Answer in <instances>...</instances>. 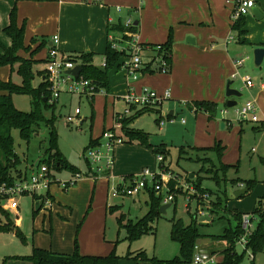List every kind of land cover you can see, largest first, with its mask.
<instances>
[{
	"label": "rangeland",
	"instance_id": "374dc122",
	"mask_svg": "<svg viewBox=\"0 0 264 264\" xmlns=\"http://www.w3.org/2000/svg\"><path fill=\"white\" fill-rule=\"evenodd\" d=\"M257 31L256 27H252L250 33ZM2 35L0 33V41L4 42L7 35L5 33L3 37ZM246 52L250 55V50L246 49ZM241 57L245 59L246 56ZM101 60L98 55L95 61L101 63ZM248 65L249 63L240 69L241 77L251 73L248 71ZM241 77L232 80L233 88L242 93L241 97L235 98L237 101L235 107L227 108L226 103L219 105L217 115L213 118L209 115L206 117L202 113L195 114L191 108L183 107V113L174 121L165 122L162 129L156 121L157 115L146 113L138 118L141 119L139 130L146 133L149 142L152 143H150L151 147L144 146L148 148L145 159H138L139 157L134 153L135 150H139L138 145L142 146L139 143L126 142L124 147L134 148L133 151L122 149L121 155L116 152L118 163L115 167L119 169L120 166L128 163L123 174L128 177L140 175L144 170L156 173L160 170L157 157L159 153H164L166 159L163 166L167 172L184 180L193 175L194 178L190 177L191 183L200 185V188L210 196L209 209L203 207L207 212L205 215L196 217L199 207L196 201H192L190 213L187 209L189 203L184 196L178 195L176 202L170 204L166 214H161L155 222H149L147 230L146 226L141 227L138 235L132 237L131 227H136L138 222L149 213L150 194L142 192L135 196L123 195V200L115 203L112 197L113 188L120 184L126 186L128 181L124 182L119 178L108 179L109 182H98L91 196L93 200L91 198L88 208L78 221H75L72 214L59 215L57 203L56 205L54 203L52 210L45 215L41 212L35 213L33 198L24 196L19 199L20 209L17 214L21 221L19 229L24 236L27 235L26 243L13 232L1 233L0 264L8 257L29 256L35 247L43 244L69 255L75 253L76 245L81 255L110 256L115 253L117 257H121L119 264L137 261L135 257L141 253L148 259L172 260L180 252L179 244L171 238L173 219H181L185 225H189L193 216L199 233L205 237H220L226 230L234 228L235 215L253 213L260 199L264 197V126L261 123L242 121L236 114L237 108L242 107L249 100L248 91L244 88ZM40 78L35 73L32 82L35 87L37 86L35 89L40 87ZM256 80L253 78L254 84ZM86 93L89 94L90 90ZM110 95L113 96L111 91ZM112 96L95 93L94 99H91L87 98L86 94L79 96L63 93L56 106H52L38 101L32 95L14 94L12 100L17 110L37 113L44 118L34 127L29 143L21 139L19 130L12 131L15 151L22 158L20 167L24 169L27 166L24 171L30 174L33 168L43 162H49L52 150L53 154L58 152L62 155L70 166L79 168L82 175L89 174L94 165L87 160L88 150L105 151L104 133L113 132L117 124L114 107L121 111L126 104L117 99L118 103L113 106L115 99ZM185 105L187 107V104ZM76 109L80 110V115L73 123H69L67 119L74 115ZM222 110H227V114H223ZM181 118L185 119V124L181 123ZM80 123L86 127L81 126ZM116 132L120 133V130ZM125 139L127 141L126 136ZM92 141H99L100 145L90 146ZM216 145H220L223 149L221 153L211 150ZM152 147L154 150H159L153 152ZM50 163L52 173L57 179L66 182L73 178L70 177L68 170L60 172L55 168L53 161ZM222 165L228 167L227 171L221 169ZM249 184L253 185L252 190L245 197L236 198V192L248 188ZM52 191L56 200H60L59 192L53 187L51 194ZM61 192L66 195L64 191ZM61 201L63 202V199ZM107 205L114 207L111 213L107 211ZM11 218L14 223L19 220L14 211H11ZM57 220L64 224L56 222ZM257 224L258 220L254 222L255 228ZM69 240L71 250L66 251ZM91 242L97 244L90 245ZM216 242L224 243L223 255L229 244L220 240ZM86 251L91 254H85ZM237 251L241 254L242 247L237 245ZM20 261L8 260L6 264H21ZM245 261L250 264L251 259L248 255ZM254 261L255 264H264V250L256 254ZM137 263L150 262L140 260Z\"/></svg>",
	"mask_w": 264,
	"mask_h": 264
},
{
	"label": "crops",
	"instance_id": "0c3cea01",
	"mask_svg": "<svg viewBox=\"0 0 264 264\" xmlns=\"http://www.w3.org/2000/svg\"><path fill=\"white\" fill-rule=\"evenodd\" d=\"M236 2L237 0H0V29L1 34L4 35L3 30L11 23V12L16 8L19 27L25 25L24 45L27 49L19 51L18 55L34 62L33 73L41 77L39 85L45 82L46 65L54 36H59L60 51L69 57L77 58L79 66L81 64L80 57L91 54L92 64L104 68L102 65L106 59L105 52L111 36L115 38L117 44L125 48L128 47L126 41L123 42L119 35L110 31L117 21L120 20L124 23L132 20L135 22L138 25L136 31L138 41L146 46L165 44L172 34V66L169 73L157 71L141 73L139 80L133 81L127 76L123 66L117 67L109 74L110 89L108 93L100 95L111 97V91L112 97L115 99L113 106H115L118 103L117 99L125 104L123 98L129 92L141 95L144 88H149L161 96L169 91L171 96L164 101L161 108L169 114L172 112L170 115L175 120L183 113V107L191 108L189 104L203 101L218 105L226 103L227 83L232 81L236 74L237 78L241 77L240 69L249 63L248 71L251 73L242 76L241 82L248 91V101L256 103L258 116L261 118L259 124L264 126V63L261 68H256L254 64V51L257 48H264V0H255L259 18L255 17L252 12L246 17L245 33L242 36H239V32L233 29L232 14ZM118 8H121L120 12ZM252 27H256L258 31L250 33ZM231 37L234 40L229 41ZM5 38L6 41H0V54L2 55L5 53L4 47L7 49L12 47V40L7 36ZM246 49L250 50V55ZM123 52L125 53V51ZM98 55L102 58L101 63L95 61ZM243 55L246 56V60L241 57ZM143 56L145 66L152 64L151 70H155L157 54L147 47ZM127 59L128 57H123L121 62H125ZM237 62H243V66L237 68ZM19 66L20 63L0 67V82L22 85L23 80L18 73ZM245 77L251 78L252 81L253 78H256V83L253 82L252 87H246ZM33 87L37 86L35 87L33 84ZM7 94V92L0 91V95ZM126 108L125 104L123 110L120 111L115 106V116L118 113H124ZM139 110L141 109L135 108L134 111L136 113ZM189 111L193 112L190 109ZM201 113L208 117V114L203 112H195V114ZM140 120L137 118L130 128L139 130ZM182 120L185 121V119L181 118V123L185 124ZM83 123H80L81 126L86 127ZM124 144L116 146L115 166L118 163L116 160L117 151L121 155L120 150L122 149H127L130 152L134 149L126 148ZM137 147L139 150H135L134 153L137 154L138 159H145L148 155V148L143 145ZM151 149L153 152L159 150H154V147ZM127 165L128 163H125L119 169L114 168L113 173L116 179L120 178L121 180L123 177H128L123 175ZM26 168L27 166L24 167V169ZM77 169L78 173H81L80 169ZM69 172L70 177H74L76 174L73 171ZM100 181H108L106 174H94L91 170L76 185L66 190L59 185L53 186L63 199V202L61 199L57 201L52 191V198L55 205L57 203L59 215L72 214L75 221H78L88 208L93 190L96 189L97 183ZM61 191H64L63 193L66 195L64 196ZM144 193L149 194V192ZM122 200V197L114 198L115 203ZM111 207L112 205H107V211L110 213ZM40 212L44 215L47 213ZM56 222L64 224L59 220ZM15 224L20 228V219ZM91 244L97 243L91 242ZM198 244H201L200 247L203 250L216 256L217 264L223 262L224 243L205 238L199 240ZM70 245L69 240L66 251L71 250ZM38 248L66 254L44 244L39 245ZM85 254H91V252L86 251ZM20 263L23 264L21 261ZM130 263L138 264L137 261L126 264Z\"/></svg>",
	"mask_w": 264,
	"mask_h": 264
},
{
	"label": "trees",
	"instance_id": "16d2710c",
	"mask_svg": "<svg viewBox=\"0 0 264 264\" xmlns=\"http://www.w3.org/2000/svg\"><path fill=\"white\" fill-rule=\"evenodd\" d=\"M246 17H242L237 20L234 24V28L239 32V36L244 35L246 26L245 22ZM11 23L10 25L3 30V32L12 40V47L5 48V53L0 54V67L7 65H14L16 63H20L18 73L22 77V85H15L12 82L2 83L0 82V91L7 92V95H0V184L3 182H11L14 180L15 176L18 173L24 171L20 166L22 164V158L16 153L14 147V139L12 136L13 130H19L21 139L29 143L34 127L38 126L39 122L44 118L37 113H24L16 109L13 104L12 96L14 94L19 95H32L35 96L38 101H42L46 103V105L50 104L49 99L51 96L49 86L47 82H43L39 89H35L33 87L34 73H33V63L32 61H28L23 57L18 55V52L21 50H27L24 41H25V25L19 27L17 22V9L14 8L11 12L10 17ZM138 25L133 22V25L130 29L125 27V22L117 21L115 25H113L110 29L111 33L119 35V38L124 41H130L131 37L128 36L127 32L136 33ZM1 33V29H0ZM172 46H173V38L172 34L169 37V40L165 44H157L146 46L142 44L144 51L147 47H150L156 54L157 58H160L161 61H165L169 65V70L167 73L171 71V63H172ZM129 56L128 53H124L121 50L114 49L112 42H109L106 52H105V61L106 66L104 68L96 67L92 64V55H83L80 57L81 64L80 66L83 68L81 73L82 78L89 80L94 86L97 92L99 90H104L108 93L109 91V74L114 68H119L124 66L125 62H121L123 57ZM77 59V58H76ZM75 58L73 60L77 62ZM152 64L146 65L142 68V73L150 72L153 73L155 71L161 73L162 70H151ZM47 100V101H45ZM52 106H56V103L51 104ZM191 109L198 112H203L208 114L210 118H213L217 115L218 112V104L213 102H195L192 103ZM227 107V105H225ZM228 108V107H227ZM146 113H154L159 115V110L150 109V108H142L137 111L131 117L125 118L122 121L123 127L122 131L124 133V137H127V141L125 139V143H139L143 146H149L150 142L148 140V135L141 130L132 129L130 126L136 121L137 118L143 116ZM169 118H172L169 115ZM157 123H159V116L157 117ZM99 141H92L90 146L99 145ZM53 148V147H52ZM208 150V149H207ZM211 150H217L219 153L223 150L220 145H216L215 148H211ZM51 159L49 162H43L44 164L51 165V161L55 163V168L58 171L62 172L63 170L73 171L78 173V169L70 166L68 161L63 158L58 152L55 154L52 153L51 150ZM166 156L164 153H159ZM222 170L228 169L227 166H220ZM188 182H192L190 177H186L185 179ZM194 184V183H192ZM199 190L205 192L200 188V185L194 184ZM249 191L252 190L253 185L249 184L247 186ZM249 193V192H248ZM150 194V204H149V213L148 215L141 221L138 222L136 227H131L132 237H136L138 235V230L141 227L146 226V230L148 229L149 222H155L157 217L161 215L160 209L163 206L162 197H158L155 195L153 191H149ZM245 197V195L243 196ZM114 207L110 208V211L113 210ZM40 211H36L35 213H39ZM190 214V213H189ZM254 218L258 220V224L253 232V234L248 238V248L252 251L254 258L258 252L264 250V197L260 199L258 202V206L254 210L253 213ZM242 215H235L236 226L234 228L226 230L225 234L220 237H205L201 236L199 233L198 225L196 220L191 216V223L189 225H185L184 222L179 219H173V230L171 233V238L173 241L179 244L180 252L177 257L172 260H159L157 258L148 259L143 253L139 254L135 259L137 261H148L151 264H191L193 261L195 248L199 240L205 238H211L212 240H220L225 241L229 244L228 249H226L223 253L224 260L222 264H247L245 261L246 253L242 252L241 254L237 251V243L241 239L244 234V230L242 227ZM2 217V218H1ZM11 214L4 211L0 207V234L4 232H14L17 237H19L22 242L26 243V238L23 235L22 231L15 225L14 221L11 220ZM21 260L24 264H119L121 257H117L115 253L111 254L107 257H95V256H83L78 251V245H76V250L74 254H61L56 253L50 249H43L35 247L32 251V254L25 257H8L4 260L2 264H6L8 260ZM254 259L250 261V264H255Z\"/></svg>",
	"mask_w": 264,
	"mask_h": 264
},
{
	"label": "built area",
	"instance_id": "2783aa9c",
	"mask_svg": "<svg viewBox=\"0 0 264 264\" xmlns=\"http://www.w3.org/2000/svg\"><path fill=\"white\" fill-rule=\"evenodd\" d=\"M255 0H237L235 8L233 10L232 19L235 24L237 20L242 17H247L251 14L253 8H255ZM121 11V8H118ZM133 25L132 20L125 22V27L130 29ZM128 36L131 37L130 41H126L127 48L122 47L117 44L114 37H110V42L113 44L114 49L125 51L128 53V59L125 61L124 68L127 72V76L133 81L139 80L142 68L144 67L143 53L144 49L142 44L138 41L137 33L127 32ZM234 40L230 38L229 41ZM59 36H54L53 46L49 51V57L46 67L45 82L48 83V88L50 90L51 96L49 99L50 104L57 103L58 99L63 93L79 95L82 96L86 94L87 98H94L95 93L106 94L104 90H97L95 86L89 81L82 77L75 78L71 74L67 73L69 70L74 69L79 66L77 62L62 53L59 49ZM156 69L162 70L161 73H167L169 65L165 61H161L160 58L155 60ZM237 68L243 66V62H237ZM106 66V61L102 65ZM237 74L234 79L237 78ZM244 84L246 87H252L253 81L249 77L244 78ZM87 90L90 93L87 94ZM170 92H166L164 95H159L155 91L149 88H144L141 95H137L129 92L123 99L126 103V110L124 113H118L116 115V127L113 132H105L104 139L106 141L105 151L101 152L98 149L88 150L87 160L90 164H93L92 172L95 174H106L108 179H116L114 175L115 167V149L119 144L125 143V137L122 132V121L134 114L135 108H150L159 110V126H163L165 122L174 121L173 118H169V113L164 111L161 107L164 101L170 98ZM227 114V110L222 112ZM236 114L238 118L242 121H250L254 123H259L261 120L258 116L257 106L254 101H248L242 107L237 108ZM80 115V110L76 109L73 116L68 117V122L73 123L75 118ZM183 123H185L183 121ZM116 130H120L117 133ZM100 145V144H99ZM160 170L156 173H152L150 170H144L140 175L132 177H123L124 182H129L126 186L120 184L114 187L112 190V197L120 198L123 195L135 196L142 192L153 191L156 196L162 197L164 204H174L178 195L185 197L188 204V211L191 213L190 205L192 201H196L198 207L197 216L205 215L207 212L203 207L205 206L207 210L211 203L209 202L210 196L206 192L199 190L194 184L188 182L178 176H175L164 169L165 157L159 154L157 157ZM85 175L82 173L75 174L74 177L66 182L57 179L56 175H53L51 165L40 164L39 166L33 168L29 173L22 171L18 173L14 180L11 182H3L0 184V207L11 214L14 211L17 218L20 216L17 214L20 209L19 199L24 196H31L35 202L40 203L41 211L48 212L51 211L54 206V201L51 194V188L55 185L63 187V189H68L74 186L79 180L83 179ZM256 219L253 214H243L242 215V227L244 234L238 241L237 245L242 247L243 252L248 255L251 261L254 259V255L248 248V238L253 234ZM249 252V253H248ZM248 253V254H247ZM191 264H217L216 256L210 252L203 250L198 244L195 248V253L193 261Z\"/></svg>",
	"mask_w": 264,
	"mask_h": 264
},
{
	"label": "water",
	"instance_id": "95a60500",
	"mask_svg": "<svg viewBox=\"0 0 264 264\" xmlns=\"http://www.w3.org/2000/svg\"><path fill=\"white\" fill-rule=\"evenodd\" d=\"M252 13L255 17L259 18L258 14H259V10L257 8H253ZM264 63V48H257L254 51V64L256 68H261V66ZM83 71V68L81 66H76L74 69L69 70L67 73L71 74L72 76H74L75 78H79L81 76V73ZM234 82L230 81L227 83V88H226V97L228 99V101L226 102V105L228 108H232L235 107L237 105V101L235 100V98H239L242 96L241 91L233 88ZM47 101V100H45ZM172 113V112H171ZM170 113V114H171ZM191 178H193L194 176L191 175ZM249 192V189H243L240 190L238 192H236L235 196L236 198H241L244 195H246ZM170 204H164L161 209H160V213L161 214H166L167 213V209L170 207ZM41 207H40V203L38 202L36 205V211H40Z\"/></svg>",
	"mask_w": 264,
	"mask_h": 264
}]
</instances>
